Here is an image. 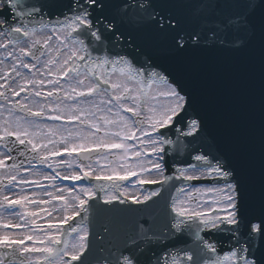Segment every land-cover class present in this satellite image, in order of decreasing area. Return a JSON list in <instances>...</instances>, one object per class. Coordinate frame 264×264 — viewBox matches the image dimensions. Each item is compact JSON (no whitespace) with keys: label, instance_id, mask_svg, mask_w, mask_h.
Returning a JSON list of instances; mask_svg holds the SVG:
<instances>
[{"label":"snow or ice","instance_id":"6c2138e0","mask_svg":"<svg viewBox=\"0 0 264 264\" xmlns=\"http://www.w3.org/2000/svg\"><path fill=\"white\" fill-rule=\"evenodd\" d=\"M187 6L0 0V264H264V0ZM143 37L258 68V152Z\"/></svg>","mask_w":264,"mask_h":264},{"label":"water","instance_id":"95a60500","mask_svg":"<svg viewBox=\"0 0 264 264\" xmlns=\"http://www.w3.org/2000/svg\"><path fill=\"white\" fill-rule=\"evenodd\" d=\"M185 2L188 6L182 12L189 22H195L200 12L198 6L204 0ZM146 38V50L156 51L158 58L163 56L159 62L163 68L183 75L193 90L197 109L207 115L206 142H214L229 158L237 149L258 152L261 107L258 68L227 55L203 56L178 64L163 41Z\"/></svg>","mask_w":264,"mask_h":264}]
</instances>
